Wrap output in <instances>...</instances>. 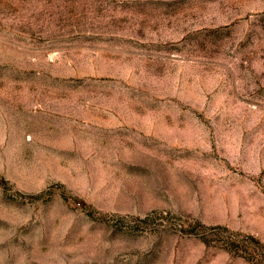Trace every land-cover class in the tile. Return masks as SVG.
Returning a JSON list of instances; mask_svg holds the SVG:
<instances>
[{"label": "rangeland", "instance_id": "rangeland-1", "mask_svg": "<svg viewBox=\"0 0 264 264\" xmlns=\"http://www.w3.org/2000/svg\"><path fill=\"white\" fill-rule=\"evenodd\" d=\"M0 264H264V0H0Z\"/></svg>", "mask_w": 264, "mask_h": 264}]
</instances>
